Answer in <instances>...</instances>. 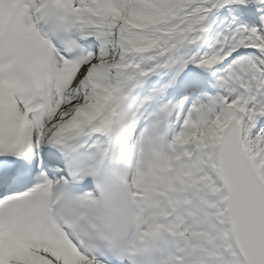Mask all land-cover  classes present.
I'll return each instance as SVG.
<instances>
[{"label":"snow or ice","instance_id":"snow-or-ice-1","mask_svg":"<svg viewBox=\"0 0 264 264\" xmlns=\"http://www.w3.org/2000/svg\"><path fill=\"white\" fill-rule=\"evenodd\" d=\"M158 173L170 264H264V0H0V264H124Z\"/></svg>","mask_w":264,"mask_h":264},{"label":"clouds","instance_id":"clouds-1","mask_svg":"<svg viewBox=\"0 0 264 264\" xmlns=\"http://www.w3.org/2000/svg\"><path fill=\"white\" fill-rule=\"evenodd\" d=\"M139 179L138 173H130L128 183ZM164 177L162 173L148 176L139 189L140 195L129 198L126 189L120 187V199L113 226L119 231L124 252V264H170L172 255L180 243V237L172 231L174 219L163 218L151 222L154 206L161 199ZM176 197H170L169 216L175 217L178 205Z\"/></svg>","mask_w":264,"mask_h":264}]
</instances>
